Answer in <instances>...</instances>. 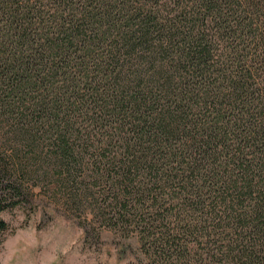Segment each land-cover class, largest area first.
I'll return each mask as SVG.
<instances>
[{"label": "trees", "instance_id": "1", "mask_svg": "<svg viewBox=\"0 0 264 264\" xmlns=\"http://www.w3.org/2000/svg\"><path fill=\"white\" fill-rule=\"evenodd\" d=\"M32 179L154 264H264V0H0V214Z\"/></svg>", "mask_w": 264, "mask_h": 264}, {"label": "rangeland", "instance_id": "2", "mask_svg": "<svg viewBox=\"0 0 264 264\" xmlns=\"http://www.w3.org/2000/svg\"><path fill=\"white\" fill-rule=\"evenodd\" d=\"M76 180L28 181L20 204L0 214V264H154L130 232L96 214L98 189Z\"/></svg>", "mask_w": 264, "mask_h": 264}]
</instances>
